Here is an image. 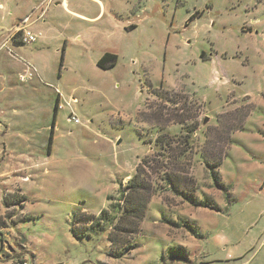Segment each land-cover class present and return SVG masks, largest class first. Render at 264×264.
Returning a JSON list of instances; mask_svg holds the SVG:
<instances>
[{
	"label": "rangeland",
	"instance_id": "374dc122",
	"mask_svg": "<svg viewBox=\"0 0 264 264\" xmlns=\"http://www.w3.org/2000/svg\"><path fill=\"white\" fill-rule=\"evenodd\" d=\"M60 1L0 0L2 32L16 3L42 13L46 44L35 57L19 48L40 80L9 75V134L26 139L36 172L26 208L0 206V263L264 264V0H65L69 12ZM105 52L114 67H97ZM137 165L153 194L131 249L113 258L98 214H116ZM73 223L86 236L73 238Z\"/></svg>",
	"mask_w": 264,
	"mask_h": 264
},
{
	"label": "crops",
	"instance_id": "0c3cea01",
	"mask_svg": "<svg viewBox=\"0 0 264 264\" xmlns=\"http://www.w3.org/2000/svg\"><path fill=\"white\" fill-rule=\"evenodd\" d=\"M28 4L32 6V1ZM60 4L64 6V8H66V10L69 12L66 7L65 0L55 3V5ZM32 12L33 14H35L33 10H28V8L23 9L15 3L13 11H9L7 13L8 16L11 18V27L7 29V33L2 32V29H0V51H4V53L0 56V153H2V156H0V206H4L2 202L3 198L7 194L19 193L25 198V201L20 204L22 209L24 207L26 208L27 202L26 196L22 193V185L28 182L29 180L35 178L36 164H34V161L30 159L29 150L25 146L26 143H24L26 139L17 137L19 139V142L11 141L12 138L10 137L9 133L12 129L9 125L8 115H10V113H14L15 111L13 102L10 99L11 93L13 92L15 87L12 81L9 79V75L11 72H13L14 69H17L18 73L23 70V73L24 75H27L28 80H33L35 77L40 80L39 74H41V72L34 64L29 61V58L27 59L26 63L24 62V57L19 54V48L26 44H31L32 47L35 48V51L31 52L34 57L42 52V48L46 45L43 41L45 37L40 31V27L36 25L39 20H41L42 13L35 15L33 19L37 17L39 19H35L29 25V29L36 36V40L33 43H17L14 41L5 42V38L7 37L9 30L14 28L15 26H18L21 23L22 18ZM255 21L256 24L261 23V21ZM15 55H17L18 58ZM61 59L62 56L60 57V64L62 62ZM24 75L20 74L19 79L22 80ZM70 115L73 116L72 114ZM71 116L68 117V120H70ZM46 171L47 169L45 168L44 173ZM233 200L234 198L231 197L230 201ZM25 213H28L27 210ZM19 222L20 221H18L17 223Z\"/></svg>",
	"mask_w": 264,
	"mask_h": 264
},
{
	"label": "trees",
	"instance_id": "16d2710c",
	"mask_svg": "<svg viewBox=\"0 0 264 264\" xmlns=\"http://www.w3.org/2000/svg\"><path fill=\"white\" fill-rule=\"evenodd\" d=\"M17 43H22L20 41H14ZM117 56L113 53H104L99 60L97 61V67L101 69H109L114 67L116 63ZM62 61V59H61ZM159 89H162L159 87ZM152 94L155 96H159V91H152ZM57 108V104L55 106V110ZM185 118H179L178 122L182 123L185 121ZM192 131V129L190 130ZM183 139V143H187V136ZM179 142V141H178ZM156 144L160 148H164L167 153L173 151L172 142L171 140L167 139L166 135H160L156 139ZM181 152H179V155ZM144 163H147V160H143ZM221 162L215 164V167H218ZM143 174V175H142ZM214 175L215 183L221 187L220 184V176ZM146 173L141 170V166L137 165L135 169L134 175L127 181L124 188L119 189V198L112 205V208L116 211L115 215H112L109 211L102 209L99 214L98 218L101 220H107L111 224V229L107 233V240L110 244V251L109 256L113 258H117L125 251H129L132 247L131 238L136 235L139 231L140 223L144 217L145 210L147 205L150 201V197L153 194V190L151 188L150 183L144 179ZM165 182L168 186L177 194L183 193L177 187L179 185V180L175 175L168 172L165 174L164 178ZM222 188V187H221ZM189 203H191L195 207H206L212 210H219L217 204H212L209 202L208 199L203 198L201 201H197L193 198V195L186 196ZM25 201L23 195H16V194H7L3 198L2 204L7 207L11 204H19ZM88 221H91L94 226L97 225L95 221V216L87 217ZM69 231L73 238L80 239L84 236L85 230L82 229L81 231H77L74 228V223L70 225Z\"/></svg>",
	"mask_w": 264,
	"mask_h": 264
},
{
	"label": "built area",
	"instance_id": "2783aa9c",
	"mask_svg": "<svg viewBox=\"0 0 264 264\" xmlns=\"http://www.w3.org/2000/svg\"><path fill=\"white\" fill-rule=\"evenodd\" d=\"M33 12L29 15L22 18L21 23L18 26L12 28L7 37L5 38V42L8 41H20L22 43H33L36 40L35 34L29 29V25L35 20L39 19L38 17L32 19ZM32 19V20H31ZM74 123L78 122V119L74 116L70 118ZM18 264H26L25 261L19 262Z\"/></svg>",
	"mask_w": 264,
	"mask_h": 264
},
{
	"label": "water",
	"instance_id": "95a60500",
	"mask_svg": "<svg viewBox=\"0 0 264 264\" xmlns=\"http://www.w3.org/2000/svg\"><path fill=\"white\" fill-rule=\"evenodd\" d=\"M204 122H206V120H204ZM117 143H119V141Z\"/></svg>",
	"mask_w": 264,
	"mask_h": 264
}]
</instances>
